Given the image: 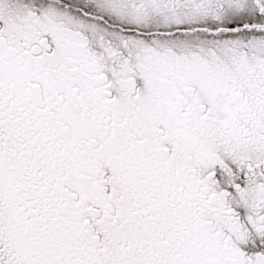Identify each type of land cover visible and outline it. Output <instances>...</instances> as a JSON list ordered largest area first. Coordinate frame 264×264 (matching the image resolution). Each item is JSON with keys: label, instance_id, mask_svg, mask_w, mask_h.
I'll use <instances>...</instances> for the list:
<instances>
[{"label": "snow or ice", "instance_id": "6c2138e0", "mask_svg": "<svg viewBox=\"0 0 264 264\" xmlns=\"http://www.w3.org/2000/svg\"><path fill=\"white\" fill-rule=\"evenodd\" d=\"M0 264H264V0H0Z\"/></svg>", "mask_w": 264, "mask_h": 264}]
</instances>
